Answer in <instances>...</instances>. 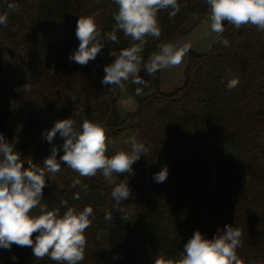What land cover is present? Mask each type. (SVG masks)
Listing matches in <instances>:
<instances>
[{"label": "trees", "instance_id": "trees-1", "mask_svg": "<svg viewBox=\"0 0 264 264\" xmlns=\"http://www.w3.org/2000/svg\"><path fill=\"white\" fill-rule=\"evenodd\" d=\"M11 2L20 10L9 15L7 27L0 26V133L10 119L23 121L19 153L24 167H29L27 160L43 166L53 144L63 143L61 138L53 144L43 138L44 130L52 127L41 126L42 107L51 119L72 118L77 125L86 118L102 122L109 154L129 149L132 136L149 148L133 165L134 174H126L132 198L120 207L127 220L113 207L112 186L100 173L80 177L61 162V170L46 177L42 203L50 210L59 208L62 214L66 207L94 208L96 218L86 229L81 264H154L156 255L177 258L195 231L211 239L225 224L243 230L237 255L244 264H264V32L226 25L223 35L229 47L213 40L209 52L191 56L181 88L143 99L136 113L122 119L114 106L120 88L103 86L101 80L104 66L115 59L109 51L128 47L129 39L118 32L120 43H106L86 66L69 60L79 45V17L92 16L102 33L109 32L118 10L113 0H0V14ZM178 2L181 10L173 20L167 11L159 13L161 36L148 37L145 59L157 44L181 39L186 23L208 12L205 0ZM233 77L239 78V85L228 90ZM27 83L31 90L25 93L22 86ZM114 87L117 97L108 104ZM79 96L82 102H77ZM99 102L106 104L102 119L95 113ZM56 105H66L68 111L56 112ZM165 165L167 180L156 183L153 175ZM75 179L88 190L70 188ZM76 192L79 200L73 199ZM64 200L67 206L61 204ZM105 213H111V221L104 219ZM0 264L56 262L13 245L10 250L0 248Z\"/></svg>", "mask_w": 264, "mask_h": 264}, {"label": "clouds", "instance_id": "clouds-1", "mask_svg": "<svg viewBox=\"0 0 264 264\" xmlns=\"http://www.w3.org/2000/svg\"><path fill=\"white\" fill-rule=\"evenodd\" d=\"M113 3L118 10L112 14L115 25L109 32L102 33L94 17H79L75 33L79 45L69 55V60L86 66L97 58L106 43L119 44L117 34L122 32L130 44L119 51H109V56L115 59L104 66L101 84L124 89L125 83L130 81L142 86L135 89L136 95H142L143 88L148 87L142 71L155 76L159 71L179 67L192 48L190 42L177 38L174 42L157 44L147 59L143 56L148 37L158 40L161 36L159 13L167 11L169 20H173L180 12L181 4L178 0H113ZM205 3L208 6L206 23L210 33L215 34V43L230 46V41L223 35L225 22L235 29L253 26L264 32V0H205ZM19 10L18 3H8L7 11L0 14V26L7 27L9 15ZM238 85L239 78L233 77L227 81L226 87L232 90ZM22 90L25 93L30 91L31 85H23ZM106 131L102 122L87 118L79 125L72 118L57 120L42 135L49 144H53L59 134L63 143L53 144L43 166L27 160V168L13 143L0 133V248L10 250L13 245L29 247L36 258L47 256L56 264H81L84 261L88 244L86 229L96 218L93 206H84L79 211L75 207H66L61 214L59 208L50 210L47 204L42 203L43 189L46 177L61 170V162L80 177L92 178L100 173L112 186L110 197L114 201L113 207L123 214L125 210L120 205L132 198L126 174H134L133 165L142 155H147L149 148L132 136L127 141L129 149H116L109 154ZM61 149L63 155L58 159ZM168 174L169 169L165 165L153 175V179L156 183H163ZM121 176L125 178L120 179ZM78 186L88 190V185L82 184L80 179H75L69 187ZM73 199L79 200L80 193H74ZM61 204L67 206L68 201H61ZM34 209H38V214H31ZM122 218L129 219L126 214ZM104 219L111 221V213H105ZM243 235V230L232 224H225L211 239L197 230L183 244L177 258L156 255L154 264H244L237 255V249L243 244ZM11 259L15 261L17 257L13 255Z\"/></svg>", "mask_w": 264, "mask_h": 264}, {"label": "rangeland", "instance_id": "rangeland-1", "mask_svg": "<svg viewBox=\"0 0 264 264\" xmlns=\"http://www.w3.org/2000/svg\"><path fill=\"white\" fill-rule=\"evenodd\" d=\"M208 12L204 17H194L191 18L182 30L181 39H185L187 42L192 44L190 52L186 55L183 63L179 67L166 69L159 71L155 76H148L144 73V78L148 81V87L143 88L142 95H136L135 89L137 87H142L140 85L125 86L124 89H119L117 95V87L112 89L110 97L107 98L106 102L111 103L115 97H117L114 103L115 109L118 115L122 119H127L130 115H133L138 110L140 102L145 98H150L157 94H170L181 88L187 77V71L190 68V61L192 55H202L206 54L211 49L212 41L214 40V33H210L208 23H206V17ZM117 95V96H116ZM74 97V94L72 95ZM71 97V98H72ZM71 100L69 104H71ZM99 106L95 109L96 116L102 119L103 114H107L106 104L104 102H99ZM56 112L68 111L66 105H56L54 106ZM52 114L47 111L46 108L42 107L40 111V124L43 127H53L57 120L66 118H56L51 119ZM24 128V123L22 120L10 119L7 122V130L3 132V135L7 141L13 143L16 151L19 152L21 143L23 142L22 129ZM13 133L12 137L8 136ZM8 138L10 140H8ZM59 140L60 136H56ZM53 142H56L57 139Z\"/></svg>", "mask_w": 264, "mask_h": 264}, {"label": "water", "instance_id": "water-1", "mask_svg": "<svg viewBox=\"0 0 264 264\" xmlns=\"http://www.w3.org/2000/svg\"><path fill=\"white\" fill-rule=\"evenodd\" d=\"M226 25H227V23L225 22V27H226ZM83 101V98L81 97V96H79L78 98H77V102H82Z\"/></svg>", "mask_w": 264, "mask_h": 264}]
</instances>
